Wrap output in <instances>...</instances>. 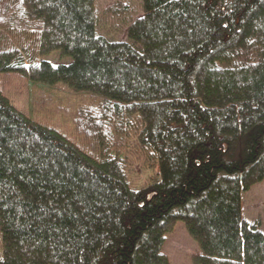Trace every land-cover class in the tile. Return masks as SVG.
Instances as JSON below:
<instances>
[{
	"label": "trees",
	"instance_id": "obj_1",
	"mask_svg": "<svg viewBox=\"0 0 264 264\" xmlns=\"http://www.w3.org/2000/svg\"><path fill=\"white\" fill-rule=\"evenodd\" d=\"M0 74L104 100L84 150L0 92V264H264V0H0Z\"/></svg>",
	"mask_w": 264,
	"mask_h": 264
},
{
	"label": "rangeland",
	"instance_id": "obj_2",
	"mask_svg": "<svg viewBox=\"0 0 264 264\" xmlns=\"http://www.w3.org/2000/svg\"><path fill=\"white\" fill-rule=\"evenodd\" d=\"M0 92L27 118L56 130L84 150L89 144L77 134L79 127L75 123L83 115L94 116L104 102L95 94L40 86L15 74H0ZM135 133L134 128H129L121 154L131 186L139 189L145 186L153 172L144 162Z\"/></svg>",
	"mask_w": 264,
	"mask_h": 264
}]
</instances>
